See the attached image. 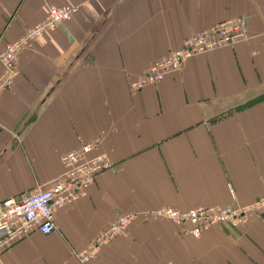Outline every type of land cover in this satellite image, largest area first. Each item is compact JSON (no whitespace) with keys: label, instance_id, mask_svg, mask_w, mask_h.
Masks as SVG:
<instances>
[{"label":"crops","instance_id":"0c3cea01","mask_svg":"<svg viewBox=\"0 0 264 264\" xmlns=\"http://www.w3.org/2000/svg\"><path fill=\"white\" fill-rule=\"evenodd\" d=\"M62 6L77 13L22 50L0 95V202L48 186L84 144L112 169L55 214L56 231L8 245L0 264H82L76 253L126 213L137 219L88 264H264V212L198 238L150 212L264 198V0H0V53ZM236 18L244 42L131 92L185 38Z\"/></svg>","mask_w":264,"mask_h":264},{"label":"built area","instance_id":"2783aa9c","mask_svg":"<svg viewBox=\"0 0 264 264\" xmlns=\"http://www.w3.org/2000/svg\"><path fill=\"white\" fill-rule=\"evenodd\" d=\"M76 13L77 9L70 6L49 7L43 21L3 48L0 53V95L12 86L19 75L18 57L22 50L41 33L53 32L71 21ZM246 29V19L236 18L194 33L185 38L177 50L151 64L142 77L132 81L131 92L136 93L162 83L167 74L181 72L186 63L194 57L244 42L247 38ZM93 152L94 143H88L65 153L61 158L62 172L48 186L20 199H6L0 202V251L33 231L43 235L56 231L55 214L83 197L99 174L112 169V163L106 156L92 155ZM263 212L264 198H261L243 208L197 207L183 212L160 208L153 211L152 215L176 226L189 224V234L198 238L204 229H210L217 224L235 226L246 220V214ZM136 219V213L118 216L85 249L76 253L77 258L82 264H88L104 246L124 234Z\"/></svg>","mask_w":264,"mask_h":264},{"label":"rangeland","instance_id":"374dc122","mask_svg":"<svg viewBox=\"0 0 264 264\" xmlns=\"http://www.w3.org/2000/svg\"><path fill=\"white\" fill-rule=\"evenodd\" d=\"M164 208H167V209H173L172 207H164ZM213 208H222V207H213ZM160 209V208H159ZM157 210V209H156ZM173 210H179V211H187V210H180V209H177V208H174ZM189 210V209H188ZM155 211V210H154ZM150 212H153V211H150ZM155 217V216H154ZM155 218H158V217H155ZM159 219H162V218H159ZM162 220H164V219H162ZM165 221H167V220H165ZM217 225H219V224H217ZM217 225H215V226H217ZM231 226V225H230ZM214 227V226H213Z\"/></svg>","mask_w":264,"mask_h":264}]
</instances>
